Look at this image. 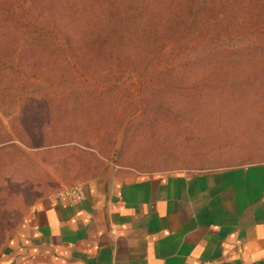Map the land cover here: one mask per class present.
<instances>
[{"label":"rangeland","instance_id":"rangeland-1","mask_svg":"<svg viewBox=\"0 0 264 264\" xmlns=\"http://www.w3.org/2000/svg\"><path fill=\"white\" fill-rule=\"evenodd\" d=\"M70 27L77 29V24L71 23ZM225 41L226 45L240 44ZM73 43H77L76 38ZM80 44L77 45L82 47ZM126 49L133 56L135 51H143L135 44ZM194 49L184 52L170 66L179 75L182 86L201 81L197 93L174 92L163 77H157L140 91L137 75L132 73L118 83L120 92L90 101L84 98L75 101L70 93L81 83L75 80L68 84L67 78L61 79L60 64H52L53 59L43 46L36 43L17 50L14 62L22 73L13 75L0 69V75L4 72L7 76L1 85L6 89L8 78L14 85L12 90L2 92L6 99L0 104V142L5 141L0 149V250L36 201L31 189H27L30 179L47 189L41 199L65 187L82 184L94 170L101 174L113 168L126 173L152 174L264 162V66L231 63L222 65V69L220 65L211 69L183 67L186 57H196L206 45ZM88 65L92 70L106 72L99 70L102 65ZM209 71L215 72V79L207 74ZM226 90L234 92V96L223 94L229 98L210 100L211 94L207 95L209 92L221 95ZM45 92L53 115L66 116L69 126L51 133V141L68 142L52 152V157L44 150L21 144L10 127L19 98L30 94L41 97ZM34 101L29 103L34 105ZM127 121L138 128L125 130ZM118 155L119 161H114ZM48 158L58 163H49Z\"/></svg>","mask_w":264,"mask_h":264},{"label":"trees","instance_id":"trees-1","mask_svg":"<svg viewBox=\"0 0 264 264\" xmlns=\"http://www.w3.org/2000/svg\"><path fill=\"white\" fill-rule=\"evenodd\" d=\"M70 16L75 20L69 19ZM71 23H76L77 29L70 27ZM225 40L240 44L226 45ZM36 43L51 55L52 64H60L61 79L67 78L68 84L75 80L81 83L70 93L75 101L118 93L121 90L118 83L132 73L137 75L140 91L157 77H163L174 92L197 93L202 82L182 86L170 64L181 59L184 52L206 45L196 57H186L183 67L211 69L220 65L222 69V65L231 63L264 66V0H0V69L21 74L14 62L17 50ZM134 44L143 51L129 55L126 48ZM88 64L102 65L99 70L106 72L92 70ZM214 73L207 74L215 79ZM3 74L0 85L7 77ZM11 82L8 78L6 89L0 86V104L6 99L2 92L14 87ZM47 94L20 97L10 127L21 144L44 150L52 157V152L68 142L51 141V133L69 126L66 116L53 115V108L44 98ZM208 94L210 100L234 96L228 90L221 95ZM33 100L34 105L29 103ZM124 127L138 128L131 121ZM4 142H0V149ZM51 160L47 159L49 163H58ZM114 161H119V155ZM62 165L66 166V162ZM89 173L90 179L104 175L95 170ZM30 180L27 189L37 200L47 189Z\"/></svg>","mask_w":264,"mask_h":264},{"label":"crops","instance_id":"crops-1","mask_svg":"<svg viewBox=\"0 0 264 264\" xmlns=\"http://www.w3.org/2000/svg\"><path fill=\"white\" fill-rule=\"evenodd\" d=\"M26 210L0 264H264V162L152 174L116 168Z\"/></svg>","mask_w":264,"mask_h":264},{"label":"built area","instance_id":"built-area-1","mask_svg":"<svg viewBox=\"0 0 264 264\" xmlns=\"http://www.w3.org/2000/svg\"><path fill=\"white\" fill-rule=\"evenodd\" d=\"M57 195L64 197L71 205L80 204L84 198V191L81 184H74L69 187H65L57 192Z\"/></svg>","mask_w":264,"mask_h":264}]
</instances>
